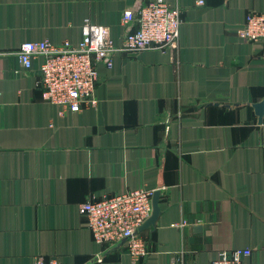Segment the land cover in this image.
<instances>
[{
    "label": "crops",
    "instance_id": "1",
    "mask_svg": "<svg viewBox=\"0 0 264 264\" xmlns=\"http://www.w3.org/2000/svg\"><path fill=\"white\" fill-rule=\"evenodd\" d=\"M137 2L0 0V264H211L234 248L264 264V122L249 105L264 99V41L240 34L264 0H167L182 9L174 47L98 63L97 106L79 112L43 99L40 58L19 62L24 42L78 44L87 21L120 46ZM140 188L161 191V212L134 262L79 209Z\"/></svg>",
    "mask_w": 264,
    "mask_h": 264
},
{
    "label": "built area",
    "instance_id": "2",
    "mask_svg": "<svg viewBox=\"0 0 264 264\" xmlns=\"http://www.w3.org/2000/svg\"><path fill=\"white\" fill-rule=\"evenodd\" d=\"M195 2L205 4V0ZM122 23L131 29L120 46L115 45L107 26L87 21L78 44L28 41L21 44L16 55L26 70L32 68L34 59L42 60L38 75L43 99L59 106L61 114L96 107L97 64L116 52L137 55L148 49H171L180 36L182 9L167 0H149L137 12L124 10ZM240 34L247 42L264 41V12H248ZM153 192L140 188L80 204L93 239L109 248L125 242L134 262L146 257L149 250L138 230L152 214ZM251 255L250 248L222 249L211 264H247ZM35 264L56 263L39 258Z\"/></svg>",
    "mask_w": 264,
    "mask_h": 264
},
{
    "label": "water",
    "instance_id": "3",
    "mask_svg": "<svg viewBox=\"0 0 264 264\" xmlns=\"http://www.w3.org/2000/svg\"><path fill=\"white\" fill-rule=\"evenodd\" d=\"M141 6H142V2H141V0H138V2L133 7V10L135 12H137L141 8ZM130 29H131V27L128 28L127 32H129ZM216 105H221V104L216 103ZM239 105L240 104H233V105H227V107L233 108V107H237ZM249 105H252L255 108V111L258 115V122H259V124H262L264 122V99L258 103L249 104ZM160 194H161L160 190H156L153 192V196H152L153 211H152V214L147 219V221L139 228L138 232L155 226L157 218L161 212V209H160L159 204H158V199H159ZM97 260H98V258H94L89 264L96 262Z\"/></svg>",
    "mask_w": 264,
    "mask_h": 264
}]
</instances>
